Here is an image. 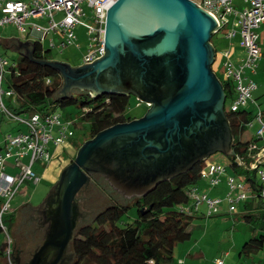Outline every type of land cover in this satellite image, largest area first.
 <instances>
[{
	"label": "water",
	"instance_id": "water-1",
	"mask_svg": "<svg viewBox=\"0 0 264 264\" xmlns=\"http://www.w3.org/2000/svg\"><path fill=\"white\" fill-rule=\"evenodd\" d=\"M216 26L193 0H116L107 14L102 59L82 67L46 62L61 74L63 95L72 88L82 91L77 83L81 78L132 70L135 81L149 93L138 98L150 108L142 118L110 127L82 145L50 192L53 204L59 199L58 225L51 234L46 231L48 237L30 264H38L52 247H68L76 198L81 217L75 233L111 203L90 182L88 172L93 171L107 192L132 200L216 152L231 154L234 138L225 111L226 93L213 70ZM20 53L32 57L33 44ZM96 82L90 94L137 96L128 87Z\"/></svg>",
	"mask_w": 264,
	"mask_h": 264
},
{
	"label": "trees",
	"instance_id": "trees-1",
	"mask_svg": "<svg viewBox=\"0 0 264 264\" xmlns=\"http://www.w3.org/2000/svg\"><path fill=\"white\" fill-rule=\"evenodd\" d=\"M33 46L32 57L23 54L7 68L5 86L14 91L18 99L16 103L8 100L7 105L15 113L47 115L57 113L59 109L75 108L77 113L74 116L70 114L69 120L76 127L88 124L90 139L110 127L133 120L127 115L130 95H93L86 91L61 94L64 80L59 71L46 64L53 60L52 49L39 40ZM216 59L217 50L214 71ZM216 75L224 81L223 74ZM223 86L226 102L231 100L229 110L225 107V111L234 138L229 166L233 170V176L242 178L250 185L253 197L258 201L257 207L243 215L254 229L253 236L243 245L239 256L252 258L261 250L264 251V200L260 196L261 185L257 175L241 167L236 158L246 156L250 145L259 143L260 140L255 135L253 138H243L255 116L246 107L233 111L231 105L235 99L234 85L230 81H224ZM75 144V148L82 145ZM205 160H200L181 174L175 173L173 177L165 178L146 194L135 196L132 200L118 198L112 191H108L111 203L97 214L92 223L77 231L72 242L75 257L71 264H173L177 247L191 239V227L198 218L196 212L187 209L192 203V190L199 188L202 182L201 171ZM249 202L250 199L239 206L245 204L247 207ZM132 209L136 210L137 216L128 222L124 219ZM13 213L6 219L14 221ZM6 249L5 244L0 248V264H8Z\"/></svg>",
	"mask_w": 264,
	"mask_h": 264
},
{
	"label": "built area",
	"instance_id": "built-area-1",
	"mask_svg": "<svg viewBox=\"0 0 264 264\" xmlns=\"http://www.w3.org/2000/svg\"><path fill=\"white\" fill-rule=\"evenodd\" d=\"M242 1L244 6L236 4ZM116 0H0V29L7 25H15L22 36H27L30 26L35 41L53 49L63 50L77 42L79 29H83L89 40L84 64L89 65L105 55V27L107 14ZM200 8L209 13L216 21L214 36L222 34L224 38L233 40L240 36V47L243 57L238 63L233 61V47L221 51L223 58V78L230 81L235 88V99L231 105L233 111L247 107L249 101L256 104L253 92L256 83L247 75V71L256 73L263 53L260 45L258 29L264 23V0H201L194 1ZM61 16L60 19L57 17ZM61 38L57 44L54 37ZM34 41V42H35ZM78 47L79 43L77 44ZM9 61L0 55V116L18 122L26 127L17 134L5 136L0 148V231L4 234L7 249L5 255L8 264H20L14 257L12 237L6 225V217L13 213L12 202L24 184L40 182L34 171L37 162L49 163L51 154L49 147L65 145L69 138L68 130L73 124L62 120L58 113L32 116L18 115L7 105V101L17 102L14 91L5 87V77ZM223 81V82H224ZM49 82V81H48ZM222 82V83H223ZM259 128L255 137L259 143H252L246 156H238L236 162L246 169L255 172L261 185L260 196L264 200V111L259 110L255 116ZM13 161L16 174L9 173V162ZM201 179L210 187L217 188L224 182L227 193L222 198L210 197L207 193L194 188L191 193L192 203L187 209L197 214L206 207L205 215L212 217L221 213V206L227 204L229 213H236L241 203L253 197V192L242 178L227 172V166L210 162L206 158L201 171ZM0 243V248H1ZM215 264H225L219 259Z\"/></svg>",
	"mask_w": 264,
	"mask_h": 264
},
{
	"label": "rangeland",
	"instance_id": "rangeland-1",
	"mask_svg": "<svg viewBox=\"0 0 264 264\" xmlns=\"http://www.w3.org/2000/svg\"><path fill=\"white\" fill-rule=\"evenodd\" d=\"M193 1L200 2L201 0ZM240 3L242 4L241 7H243L242 1L236 2V4ZM60 18L61 16L57 17V19ZM80 30L81 31L77 32L79 37L75 44L63 50L57 48L52 50V62H65L73 67H82L85 65L83 58L87 53L89 40L85 35V31L83 29ZM27 33V41L34 42L36 40V36L32 35L30 26H27ZM21 38L22 34L13 24L0 29V40L4 39L6 41ZM240 41V36H237L233 40L224 38L222 34H217L213 37L212 44L215 50H217V59L214 67L219 76H222L225 71L223 70L222 72L223 58L221 56V51L231 49L233 43V49H235V52L240 55L242 50L240 47ZM78 43L81 45L80 47L77 46ZM260 45L264 49V40L261 41L260 39ZM0 55L8 60L9 64L12 65L20 58L21 53L13 49V47L8 48L5 45L0 44ZM258 71V74H253L249 70L247 71L248 77L257 85V89L253 92V98L256 100V104L249 101L246 107L253 113L254 116H256L259 110H264V58ZM230 104L231 100L228 99L226 102V110H229ZM149 108L150 107L141 101L137 96L132 95L127 115L133 120L140 119L147 113ZM57 113L60 115L62 120L70 121V114H72V116L76 115L77 109H59ZM258 128L259 124L254 119L253 123L248 127L247 131L243 135V138L246 139L251 137V135H255ZM19 129L26 131L25 126L0 116V143H4L6 135L17 134ZM68 134L69 138L65 145H50L49 150L51 154V161L49 163L40 161L35 164L34 171L40 178V182L37 184H24L12 202L13 212L15 210H20V208L24 205V209L18 213L16 221H12L9 218L6 219V225L9 227V232L13 241L12 249L14 251V257L20 262V264H30L34 254L46 241V228L40 220V218L43 217L41 215V211H44L45 204L44 206L40 205L47 201L52 188L60 181L62 173L65 171L72 159L77 156V153L82 145L91 140L88 135V124H83L82 127H76L72 124L68 130ZM75 143L82 145L75 148ZM209 161L227 166V172L229 174H233V170L231 166H229L230 159L228 154L222 151L216 152L209 157ZM91 181L111 201V196L93 176ZM208 195L210 197H216L218 193L210 192ZM226 205L227 204L222 205L221 214L219 215L205 219L198 217L194 220L191 227L193 232L192 237L190 240L180 244L176 249V261H178L180 257H183L186 250L192 248L190 251L193 250V252L198 254H204V257L200 256V258L195 260V262H197L195 264H215V262L219 259L224 260L225 264H264L263 250L255 254L252 258L239 256L243 245L251 236H253L254 228L253 225L246 222L243 217V205L239 206L238 211L234 214L226 213ZM252 206L257 207L258 203L253 202ZM204 209L205 207L203 206L201 213H203ZM136 216V210L132 209L124 220L131 222L136 218ZM94 220L95 218L90 223ZM0 242H6L3 235H0ZM67 252L71 259L68 263L71 264L75 257L72 244L69 245Z\"/></svg>",
	"mask_w": 264,
	"mask_h": 264
},
{
	"label": "flooded vegetation",
	"instance_id": "flooded-vegetation-1",
	"mask_svg": "<svg viewBox=\"0 0 264 264\" xmlns=\"http://www.w3.org/2000/svg\"><path fill=\"white\" fill-rule=\"evenodd\" d=\"M133 76H134V73L132 72V70H124L119 76L117 73L111 72V73H108L106 75H102L99 79H97V77L95 75L92 77H84V78H81L80 81L78 80L77 83H80V85L84 88L82 91H86V92L91 91L93 89H96V87H97L96 81L98 80L99 83H101V84H115V85L119 84V85L128 87L130 89H133L136 91L137 97H144V96L149 95L148 91H146L138 81H135ZM80 89H82V88H80ZM80 89H78L77 91H81ZM75 158H76V156L74 157V159H72V161L69 163V165H71L75 161ZM92 172H88L89 177H90V182L92 180ZM117 176H121L124 179H126V176L123 175L122 173L121 174L118 173ZM127 178L131 181L132 179L135 178V176L132 175V176H129ZM83 188L77 193V195L83 190ZM79 200L80 199L76 198V200L74 202L73 238H72V240H70L68 247L70 244H72V242L75 238V235H76L75 230L79 226L78 218L80 219V217H81V213L79 211V208H80L79 207ZM48 202H50V203H48ZM54 202L55 203L53 204L52 200L48 199L47 204L44 207L45 211H41L42 212L41 215L43 216L42 218H40L41 223L43 222V226L46 228V231L49 234H51V232L54 230V228L58 225V219H59V215L57 212L58 209H57V207H55L56 206L55 204H57L59 202V199H55ZM81 227H79V229ZM47 237H48V235L46 236V238ZM68 247L64 251H62L61 248H59V247L50 248V250H48L47 253L40 259L38 264H52V263H55L56 261H57V264H69L68 262L71 259L68 255V252H67Z\"/></svg>",
	"mask_w": 264,
	"mask_h": 264
},
{
	"label": "crops",
	"instance_id": "crops-1",
	"mask_svg": "<svg viewBox=\"0 0 264 264\" xmlns=\"http://www.w3.org/2000/svg\"><path fill=\"white\" fill-rule=\"evenodd\" d=\"M9 1H25V0H9ZM243 3V2H242ZM241 4V3H240ZM239 4V5H240ZM241 6H242V4H241ZM243 6H244V3H243ZM79 31H81L80 29H79ZM258 33H259V35H260V39H261V41H263L264 40V23L261 25V27L258 29ZM31 34V33H30ZM85 35H86V33H85ZM51 36H53L54 37V39H55V41H56V43L58 44L60 41H61V38H59V36H57L56 34H53V35H51ZM79 37V36H78ZM27 38H28V36H26L25 38L22 36V38L21 39H10V40H4V39H1L0 40V44H3V45H5L6 46V44H8L9 45V47H13V49H15L16 51H19V52H26L27 51V49L29 48V47H31V45L34 43V42H28L27 41ZM23 40V41H22ZM46 45H47V43H45ZM79 46H81L80 44H79ZM8 47V48H9ZM261 48H262V53H263V56H262V59H261V61H260V63H259V65H258V68H257V70H256V73H253V74H258V70H259V68H260V66H261V62H262V60H263V58H264V49H263V47L261 46ZM242 54H244L243 53V51L241 50V54L239 55V54H237L236 52H235V49L233 50V61L235 62V63H238L239 62V59L240 58H242L243 57V55ZM60 63H63V62H60ZM64 64H67V65H70V64H68V63H65L64 62ZM70 66H72V65H70ZM73 67V66H72ZM78 89H76V88H72V92L71 93H73V92H75V91H77ZM147 106H149L148 104H147ZM150 107V106H149ZM264 111V110H263ZM2 117V116H1ZM3 118V117H2ZM254 137V135H251V137H249V138H253ZM3 145V143H0V148H1V146ZM9 173H11V174H16V169H15V167L13 166V161H10L9 162ZM33 184V183H32ZM224 184V185H223ZM223 184H221L219 187H217V188H212V187H209V185L206 183V182H204V181H202L201 183H200V185H199V190L201 191V192H205V193H208V194H210V192H215V193H218V195L216 196L217 198H222V197H224L225 195H226V193H227V185H226V183H223ZM222 186V187H221ZM217 191V192H216ZM220 193V194H219ZM46 202V201H45ZM45 202L42 204V205H40V206H43L44 204H45ZM253 202H258L257 201V199L256 198H251L250 199V202L248 203V205H247V207L245 206V204H242L243 205V208H244V213H246V212H249L250 210H253L255 207H253L252 206V203ZM224 205V204H223ZM1 206H2V199L0 198V209H1ZM227 206V205H226ZM222 207V206H221ZM23 209H24V205L20 208V210H18V211H14V215H15V220L14 221H16V219H17V216H18V213L20 212V211H23ZM226 211H228V206H227V210ZM201 212H202V210H201ZM205 212H206V207H205V209L203 210V213H201V214H198L197 216L198 217H200V218H203V219H205V218H209V217H207L206 215H205ZM227 213V212H226ZM0 235H3L4 236V234L0 231ZM5 238V237H4ZM1 243V242H0ZM3 244H5V242H3V243H1V245H3ZM179 247V246H178ZM177 247V248H178ZM192 248H189L188 250H186L185 251V254L183 255V257H180L179 258V260L178 261H176V257H175V262L173 263V264H195V263H197V262H195V260L196 259H198V258H200V256H203L204 257V254H198V253H196V252H193V250L192 251H190ZM176 253V252H175ZM18 259H19V257H18ZM19 262V261H18ZM20 263V262H19Z\"/></svg>",
	"mask_w": 264,
	"mask_h": 264
}]
</instances>
